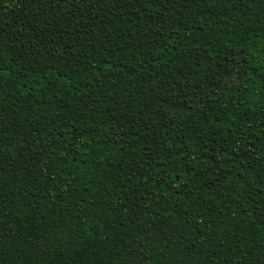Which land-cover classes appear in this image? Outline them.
<instances>
[{
    "label": "trees",
    "instance_id": "trees-1",
    "mask_svg": "<svg viewBox=\"0 0 264 264\" xmlns=\"http://www.w3.org/2000/svg\"><path fill=\"white\" fill-rule=\"evenodd\" d=\"M0 264H264V0H0Z\"/></svg>",
    "mask_w": 264,
    "mask_h": 264
}]
</instances>
